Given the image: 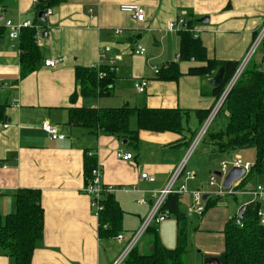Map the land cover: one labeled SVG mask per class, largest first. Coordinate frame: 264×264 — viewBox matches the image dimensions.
I'll list each match as a JSON object with an SVG mask.
<instances>
[{"label": "crops", "instance_id": "obj_1", "mask_svg": "<svg viewBox=\"0 0 264 264\" xmlns=\"http://www.w3.org/2000/svg\"><path fill=\"white\" fill-rule=\"evenodd\" d=\"M122 3L140 4L144 20L137 21L120 11ZM0 6V121L9 122L8 128L0 130V216L15 211L14 193L18 189H38L44 228L31 264H112L150 210L152 192L166 184L205 120L198 112L209 114L217 99L214 87L207 84L217 69L207 75L190 74L189 68L205 62L179 58L182 33L198 37L209 59L238 62L264 24V0H66L44 15V26L36 22L34 38L41 61L25 76L20 74L19 38H9L3 22H35L33 0H13L7 7ZM201 18L205 22H200ZM117 28L120 34L114 33ZM136 44L144 47L143 54L133 52ZM105 46L109 47L107 58L116 59L110 92L101 96L96 91L81 94L74 69L108 65L106 59L100 58ZM59 58L62 61L53 67L44 65L46 59ZM169 62L176 64L167 73L172 77L159 78L152 66L165 70ZM142 79L147 84L139 92L136 86ZM74 91L77 94L72 101ZM123 104L181 109L182 131L178 134L139 129L137 141L124 143L68 121L69 108ZM43 121L56 126L64 138L51 139L41 127ZM129 127L137 128L135 116L130 117ZM200 144L203 148H196L187 166L196 172V178L179 179L187 191L179 195L178 208L186 212L194 190L207 194V201L215 200L211 212L187 216L185 227L192 233L207 226L217 232V243L200 245L201 253L188 257L185 229L183 264H205L208 256L218 257L224 250L225 222L237 215L240 206L255 202L252 189L256 183H264L263 175L236 188L238 179L234 182L236 190L229 193L234 201L218 195L211 188L216 184L210 185L209 180L212 173L218 172L219 164L236 156L253 163L256 151L247 148L211 157L210 147ZM117 151L131 152L133 157L123 160L116 156ZM89 154L102 169L101 183L114 188L113 196L121 210L112 234L99 230L98 216L84 192V162ZM142 172L153 175L155 180L141 179ZM213 191L217 196L212 195ZM142 198L145 201L137 203ZM259 207L264 210V203ZM165 212L168 216L161 222H152L135 243L140 254L151 253L155 244L165 249L177 247V220L174 214ZM172 215L174 218H170ZM118 234L123 238L118 239ZM0 264H12L1 248Z\"/></svg>", "mask_w": 264, "mask_h": 264}, {"label": "trees", "instance_id": "obj_2", "mask_svg": "<svg viewBox=\"0 0 264 264\" xmlns=\"http://www.w3.org/2000/svg\"><path fill=\"white\" fill-rule=\"evenodd\" d=\"M13 0H0L7 7ZM66 0H37L34 4L35 22L42 24L46 18H38L41 12L45 15L48 8H53ZM189 26V24H186ZM3 27L0 25V38ZM35 28H23L18 39L20 49V74L25 76L35 70L41 61L39 47L35 42ZM194 58L205 62V65L191 67L190 74L207 75L223 66L224 76L220 85L214 87L217 98L230 79L238 62L217 61L209 59L205 47L198 37L185 32L181 35L179 58ZM176 65L169 62L165 70L160 69L159 78H171L167 75ZM105 72L99 77L98 72ZM75 81L81 94L101 96L110 92L113 84L114 71L108 65L104 67H82L74 69ZM74 91L70 99L75 100ZM182 110L178 108H149L146 106L131 107L123 104L118 107H73L69 108V123L78 124L89 132L112 135L128 143L137 141L138 130L171 131L180 134L182 131ZM201 119L207 117L208 111L198 112ZM225 113V123L217 131H207L200 143L210 147L211 157L247 148L256 151L253 166L247 175L239 180L236 188H242L249 181L264 175V65H247L235 84L225 97L217 114ZM131 116L136 117L137 128L129 127ZM96 166L94 156L87 155L84 162V185L91 178V171ZM263 183V182H261ZM85 187V186H84ZM235 187V186H234ZM15 211L0 216V248L12 259V264H31V257L36 243L43 235L44 211L41 206V193L38 189L20 188L15 193ZM218 198V197H217ZM203 212L215 200L207 201ZM102 210L98 213L99 230L112 234L120 221L121 210L114 199L113 193L103 192ZM179 195L170 194L162 210L174 214L178 226V244L174 249H165L155 244L149 254H140L132 248L122 264H183L182 256L186 251L185 224L186 213L178 208ZM260 202L255 201L245 206L242 217L237 215L229 218L222 230L224 250L218 256L221 264H264V225L260 224L256 214ZM240 220L241 224L237 223Z\"/></svg>", "mask_w": 264, "mask_h": 264}, {"label": "built area", "instance_id": "obj_3", "mask_svg": "<svg viewBox=\"0 0 264 264\" xmlns=\"http://www.w3.org/2000/svg\"><path fill=\"white\" fill-rule=\"evenodd\" d=\"M37 0H33V3L35 4ZM119 9L122 12H125L132 16L137 21H143L144 20V9L143 7L138 3H122L119 5ZM2 10L0 6V11ZM51 14V9L48 8L45 11V15ZM3 26L7 28L8 31V37L11 39H18L20 32L23 28H35L37 29L38 26L34 24L29 19L24 20H18V21H12L11 19H6L3 22ZM169 27H172V24H169ZM115 34H120L121 29L117 28L114 29ZM264 38V24L262 25L261 29L257 32L251 43L249 44L244 56L238 61V64L232 73L230 79L225 84L221 94L216 99L214 105L212 106L211 110L209 111V114L201 124L202 126L197 130L195 136L191 140V143L189 146L185 149L184 154L182 155L180 161L178 164L174 167V169L170 172L168 180L166 184L152 192L153 195V201L150 207V210L144 217L138 231L133 235L127 246L125 247L124 251L120 254V256L112 263V264H122L125 257L129 253V251L134 247L135 243L138 241V239L141 237V235L146 231V229L150 226L152 222H161L163 221L168 215L167 213L162 210V206L166 200V198L170 194H182L185 193L186 190V184L181 181L179 182V179L181 177H184L185 179H195L196 178V172L189 169L188 162L190 157L195 152L197 146L200 144L205 132L207 131V128L209 124L214 119L215 115L217 114L218 110L220 109L221 105L223 104L226 95L230 91L231 87L235 84L247 64L249 63L252 55L255 53L257 48L259 47L260 43L262 42ZM109 51V47L105 46L103 49L100 50V58L106 59L108 66L111 70L116 69V59L115 58H107V52ZM145 51L144 47L136 44L133 48V52L137 54H143ZM62 61L61 58L59 59H46L44 61V65L48 67H53L57 63ZM94 68H99L100 65L97 64V66H93ZM164 67V66H163ZM153 72L155 74L159 73L160 68L156 65L152 66ZM99 77L105 76V72L99 71L98 72ZM147 84V81L145 79H142L140 83L136 86L137 90L139 92H142ZM9 127V122L4 120L0 121V130H4ZM41 127L45 133H47L51 139H62L64 138V135L61 134L56 126L51 125L47 121H43L41 124ZM116 156L118 158H121L123 160H131L132 159V153L131 152H116ZM253 166V163L249 161L243 160L241 157L236 156L234 157L230 162L222 161L219 164L218 172H221V175L224 176L228 170L231 167H242L244 170V174L240 177L243 178L247 175V173L250 171L251 167ZM139 177L141 179L147 180L149 182H153L155 180V177L151 174H148L146 172H142ZM102 178V169L96 165L92 171H91V178L87 185L84 187V192L90 197V207L94 209V214L98 216V213L102 210L103 206L101 203V198L103 195V192L107 193H113L114 188L112 186H105L101 183ZM239 179V180H240ZM217 176L215 173L211 174L209 184L214 185L216 184ZM232 186L229 189H224L222 185L220 184L217 194L220 195L224 193L226 190L231 191ZM203 192L200 190H194L191 192L192 195V204L186 209V216H192L193 214L201 215L204 210L203 205V198L202 195ZM252 194L254 196V201H258L260 203H264V183L258 182L252 189ZM145 200L139 199L137 200V203H143ZM260 224L264 225V210L260 207L257 208L256 212ZM238 224H241L240 220H237ZM118 239L123 238V234H118L116 236Z\"/></svg>", "mask_w": 264, "mask_h": 264}, {"label": "rangeland", "instance_id": "obj_4", "mask_svg": "<svg viewBox=\"0 0 264 264\" xmlns=\"http://www.w3.org/2000/svg\"><path fill=\"white\" fill-rule=\"evenodd\" d=\"M263 57H264V38H263L262 42L260 43L259 47L257 48V50L255 51V53L252 55V57H251V59H250V61H249V63L247 65L259 64ZM224 117H225V113L223 115L222 114H216L214 119L212 120V122L209 124V126L207 128V131H211V130L216 131L219 128H222L223 127L222 121H223ZM206 132H205V134H206ZM197 148H203V147L200 144ZM221 183H222L221 182V178L217 177L216 185L215 186H211V188H213L214 190L217 191ZM235 183H233L230 192L236 190L234 188ZM254 183H255V181H254ZM209 193H212V192H209ZM212 195L217 196L216 192H214V191H213ZM220 196H222V197L228 196V198L231 201H234L232 195L229 194L228 190H226L224 193L220 194ZM219 200H220V198L217 199V201H219ZM221 200L223 201L224 199L221 198ZM206 204H207V202L204 200L203 205L206 206ZM213 208H214V205L213 206L211 205L210 207L207 208V211L211 212V210ZM207 211L202 213V215L205 214ZM170 218H174V216L172 215ZM215 233H217V232L214 231V230H211L207 226H203L201 228V230L198 231V232H197V230L195 231V229H194L192 231V233H191V229H189V230L186 229V243H187V246H188L187 254H190V255H188V257L189 256H193L194 257V256H196V253L200 254L201 253L200 245L216 244L217 243V240H216L217 236H216Z\"/></svg>", "mask_w": 264, "mask_h": 264}, {"label": "water", "instance_id": "obj_5", "mask_svg": "<svg viewBox=\"0 0 264 264\" xmlns=\"http://www.w3.org/2000/svg\"><path fill=\"white\" fill-rule=\"evenodd\" d=\"M38 18L43 19L44 15L40 12L38 14ZM199 21L205 22V18H201ZM261 63L264 65V57L262 58ZM224 71H225V68L223 66L218 67L214 75L207 81V84L211 87H216L220 85L222 82L223 76H224ZM123 142L125 143L126 140H123ZM215 174L218 178L222 179V184H221L222 187L224 189H229L233 185V183L237 181L238 179H240V177L244 174V170L242 167H231L224 176L221 175V172H216ZM206 197H207V194H204L202 196L203 200H205ZM244 209H245L244 205L238 208L237 216L239 218L242 217V213ZM204 263L205 264H221L218 257L216 256H208L206 260L204 261Z\"/></svg>", "mask_w": 264, "mask_h": 264}]
</instances>
